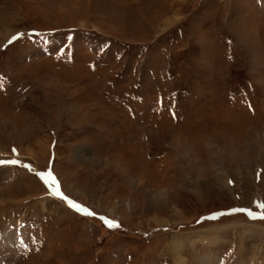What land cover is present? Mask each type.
I'll use <instances>...</instances> for the list:
<instances>
[{"label":"rangeland","instance_id":"obj_1","mask_svg":"<svg viewBox=\"0 0 264 264\" xmlns=\"http://www.w3.org/2000/svg\"><path fill=\"white\" fill-rule=\"evenodd\" d=\"M261 215L264 0H0V264H264Z\"/></svg>","mask_w":264,"mask_h":264},{"label":"snow or ice","instance_id":"obj_2","mask_svg":"<svg viewBox=\"0 0 264 264\" xmlns=\"http://www.w3.org/2000/svg\"><path fill=\"white\" fill-rule=\"evenodd\" d=\"M15 163V162H13ZM71 203V202H70ZM73 207H78L77 205L73 204ZM259 218L264 219V215H261Z\"/></svg>","mask_w":264,"mask_h":264},{"label":"crops","instance_id":"obj_3","mask_svg":"<svg viewBox=\"0 0 264 264\" xmlns=\"http://www.w3.org/2000/svg\"><path fill=\"white\" fill-rule=\"evenodd\" d=\"M175 262V261H174Z\"/></svg>","mask_w":264,"mask_h":264}]
</instances>
